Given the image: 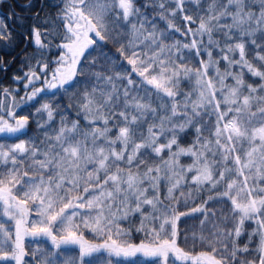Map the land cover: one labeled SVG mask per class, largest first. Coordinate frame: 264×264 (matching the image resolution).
Here are the masks:
<instances>
[{"label":"snow or ice","instance_id":"1","mask_svg":"<svg viewBox=\"0 0 264 264\" xmlns=\"http://www.w3.org/2000/svg\"><path fill=\"white\" fill-rule=\"evenodd\" d=\"M20 7L22 39L0 19V264H264V0Z\"/></svg>","mask_w":264,"mask_h":264},{"label":"trees","instance_id":"2","mask_svg":"<svg viewBox=\"0 0 264 264\" xmlns=\"http://www.w3.org/2000/svg\"><path fill=\"white\" fill-rule=\"evenodd\" d=\"M48 2L49 3H56V0H48ZM137 2L138 3H142L143 0H137ZM207 2H208V0H201L202 6L206 5ZM28 3H29V0H6V2H3V0H0V19H3L4 22L8 25V27L13 30V33L17 37V39H22L20 37L21 28L22 27H27L28 24L31 23L30 13L27 11V9H22L20 7V5H26ZM9 4L14 6L15 12L17 14L21 15L22 17H24L25 23L23 25H21L19 21H16L14 19L8 18V14H7L6 9H7V6ZM191 8H192L193 11H195V6L194 5H192ZM51 12H52L53 15H55V9L54 8L51 9ZM177 23H179V18H177ZM161 26H163V25H161ZM169 39L171 40V39H183V38L180 37L178 34H175L172 37H170ZM109 47H111V46H109ZM17 51H19V46L17 47ZM28 51H31V48H29ZM113 51H114V49H113ZM57 55H58V53H57ZM249 55L251 56L252 53H249ZM15 67H17L16 64L13 65V68H15ZM10 75H11V72H9L8 75H5L2 71H0V85H8V77ZM20 87L22 88V85ZM81 87H83V85ZM187 87H190V85L186 84L185 85V90L187 89ZM65 103H67V101H65ZM72 115L74 116V112L72 113ZM57 120H58V118H57ZM34 128H35V125L32 126V130H34ZM32 130H30V134H32ZM188 139H190V137ZM184 190L186 191L187 189H184ZM217 206L218 205H209V207L215 208L216 211H217V217L214 218V220L219 219V216H220V213L218 212ZM184 210L185 209L181 208V211H184ZM202 218L203 217L201 215H199V214H194L193 216L188 217V218L181 217V220L178 222V226H179V229H180V237H179V239H180V243H181L182 246L191 247V243H192L191 239H189L187 241V243H185L184 234H185V232H187V235L189 237H191L194 232L199 234L200 231H201L200 220ZM212 221H213V219H212ZM210 225H212V224H211V220L209 219L208 223H206L203 226L205 234H209L211 232L212 226H210ZM137 239H138V237H137ZM246 239H247V236L243 235V238L240 240V243L243 244ZM31 247L32 246H29V251L31 250ZM197 250H200V249L198 248ZM28 259L31 260V257L29 256Z\"/></svg>","mask_w":264,"mask_h":264},{"label":"rangeland","instance_id":"3","mask_svg":"<svg viewBox=\"0 0 264 264\" xmlns=\"http://www.w3.org/2000/svg\"><path fill=\"white\" fill-rule=\"evenodd\" d=\"M184 160H185V161H184ZM182 162L185 163V164L191 163V158H182ZM189 179H190V177H189ZM192 206H194V205H192ZM217 208H218V212L220 213V216L222 215V213H221V211H220L221 208H224L225 211H227V208H226V206H224V205H218ZM220 216H219V217H220ZM210 220H211V224H212V225H210V226H212V227H213V223H219V219H217V220H214V219H213L214 222L212 221V219H210ZM1 222H2V221H1ZM6 226H8V225H6Z\"/></svg>","mask_w":264,"mask_h":264}]
</instances>
